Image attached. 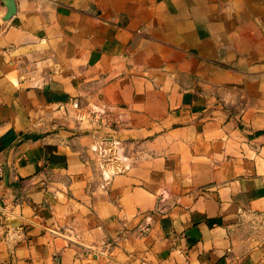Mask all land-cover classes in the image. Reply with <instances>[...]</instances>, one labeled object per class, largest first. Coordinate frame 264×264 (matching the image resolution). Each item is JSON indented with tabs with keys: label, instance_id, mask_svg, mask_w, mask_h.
<instances>
[{
	"label": "crops",
	"instance_id": "1",
	"mask_svg": "<svg viewBox=\"0 0 264 264\" xmlns=\"http://www.w3.org/2000/svg\"><path fill=\"white\" fill-rule=\"evenodd\" d=\"M15 2L0 264H264V0Z\"/></svg>",
	"mask_w": 264,
	"mask_h": 264
},
{
	"label": "water",
	"instance_id": "2",
	"mask_svg": "<svg viewBox=\"0 0 264 264\" xmlns=\"http://www.w3.org/2000/svg\"><path fill=\"white\" fill-rule=\"evenodd\" d=\"M2 5L5 6L6 11L1 14L2 21L9 20L16 12L15 0H0Z\"/></svg>",
	"mask_w": 264,
	"mask_h": 264
}]
</instances>
